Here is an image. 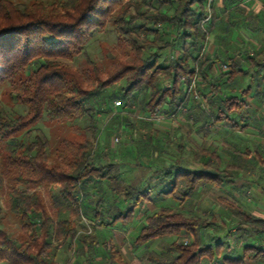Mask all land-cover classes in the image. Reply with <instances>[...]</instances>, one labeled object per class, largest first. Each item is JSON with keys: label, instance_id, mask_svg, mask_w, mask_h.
<instances>
[{"label": "trees", "instance_id": "trees-1", "mask_svg": "<svg viewBox=\"0 0 264 264\" xmlns=\"http://www.w3.org/2000/svg\"><path fill=\"white\" fill-rule=\"evenodd\" d=\"M130 1L66 0L49 8L37 2L18 5L11 0H0V87L13 84L21 74L24 75L26 78L19 88H13L12 96L29 108L26 115L14 118L0 111V140L8 141L9 152L8 168L0 171V190L8 196L7 210L17 219L21 229L20 235L13 237L0 227V264H55L50 260L53 244L73 240L77 229L71 227V220L56 221L53 210L70 212L80 219L84 214L83 199L79 198L82 189L93 181L106 178L107 170L112 167L109 165L102 169L94 166L87 151H93L94 147L88 143L83 148H75L79 159L70 165L71 172L64 167L50 168L48 141L44 137L38 135L31 143L19 140L44 113L52 120L70 121L92 116L95 109L87 106L89 100L125 80L120 93L115 95L123 108L132 105V98L137 93L145 92L150 96L145 103L147 111L153 117L171 118L183 113L187 102L191 103L190 96H194L192 102L198 100L203 115L201 119H195L202 122L201 129L208 124L239 129L241 123L247 121V113L242 114V110L247 111L249 107L243 98L254 91L253 86L250 84L239 96L228 94L222 87L233 83L237 77H245L250 69L253 71L252 83L257 77H264V49L244 58L225 51L220 61L228 64L229 69L218 77L212 73L217 61L205 56L204 51L208 31L216 33L219 47L220 43L226 44L230 40L227 38L230 16L235 10L240 12L239 9H244L245 0H223L225 10L222 11L217 7V0L212 4L209 0H150L151 4L142 2L134 6L131 14L114 16L120 7L124 9L131 4ZM210 8L211 19L204 24ZM241 14L245 17L244 22L249 19L243 12ZM260 15L262 13L258 14L256 26H260ZM111 21L141 63L119 62L106 78L97 67L92 77L65 63L73 61L93 35ZM167 26L176 30L175 38L159 45L157 39L162 35V28ZM161 53L163 57L171 54L167 65L161 64ZM219 67L217 65V69ZM256 88V91L261 89L259 85ZM170 143L169 139L163 147V179L169 183L163 185L159 195L174 196L182 205L198 196L204 185H220L233 178L226 169L209 173L206 170H187L179 165L165 168V158L169 154H179L170 148ZM178 146L177 151L184 150V146ZM231 168L235 169V166L231 165ZM108 181L115 192L132 202V207L118 214L116 220L123 218L127 222L133 218L141 202L149 200L152 195V191L143 192L123 186L118 176H108ZM41 188L46 192L51 188L58 189V198L54 199L51 207ZM179 189L182 190L178 194ZM221 201L232 209L237 207L226 198H221ZM238 210V231L253 229L258 233L264 232L263 218ZM97 214L95 218L98 220L100 215ZM0 215L3 224L2 208ZM206 224L202 218L187 217L183 212L164 207L147 217L137 244L141 246L157 238H175L185 233L195 237ZM220 247L221 244L217 245L214 253L212 245L201 247L197 239L187 245L175 240L170 245V250L176 254L172 259L150 256L149 261L152 264H202L204 259H208L209 264H245V259L258 262L264 257V247L246 245L242 257L227 258L223 263L218 260ZM111 253L114 263L126 264L118 250Z\"/></svg>", "mask_w": 264, "mask_h": 264}, {"label": "rangeland", "instance_id": "rangeland-1", "mask_svg": "<svg viewBox=\"0 0 264 264\" xmlns=\"http://www.w3.org/2000/svg\"><path fill=\"white\" fill-rule=\"evenodd\" d=\"M11 1L18 5L43 3L50 8L66 0ZM142 2L151 4L150 0H131L129 5L132 7L129 5L124 9L120 7L114 16L121 13H133V7L139 6ZM214 2V0H209V4ZM245 4L247 5V2ZM256 4H258L256 7L259 6L257 9L256 7L249 9L244 7V9H239L240 12L235 10L231 14V27L229 37L227 36L230 40L226 41L228 45L223 43L219 47L216 33L211 34L208 31L204 51L205 56L217 61L212 68L215 77L229 69L228 64L220 61L225 51L232 52L233 56L244 58L255 51L264 49V0H258ZM248 6L251 5L248 4ZM219 10L222 11V7ZM211 11L210 8L209 15L203 21L204 24L210 21ZM241 12L249 17L245 20L246 23ZM260 13H262L259 17L261 23L260 26H256ZM161 31L162 35L157 39L159 45L171 42L175 38L176 30L169 26L163 27ZM170 58L171 54L163 57L161 53V64L167 65ZM137 60L136 54L121 38L115 24L111 21L103 30L93 35L73 61H65V63L92 77L95 76L94 68L97 67L106 78L119 65V62L141 63ZM217 65L218 67L220 65L219 69ZM247 73L245 77H237L233 83L224 84L222 87L228 94L239 96L250 84L253 86L254 91L243 98L249 108L247 111L242 110V114L247 113V121L241 123L239 129L211 124L201 129L202 122L195 119H201L203 115L198 106V100L192 102L194 96H190L192 104L187 102L183 113L175 114L171 118L153 117L145 108V103L150 97L149 93L145 92L137 93L132 98V105L129 108H123V104H118L120 99L115 95L120 93L126 83L125 80L94 95L89 100L87 106L95 109L92 116L75 118L70 121L52 120L44 113L40 121L31 126L30 131L24 133L19 140L23 139L25 143H31L38 135L44 137L48 141L47 154L50 168L64 167L65 170L71 172L70 165L79 159L75 148H83L90 143L94 147L93 151H87L91 154L90 161L94 166L103 169L111 165L112 167L107 170V175L118 176L123 186H130L143 192L152 191L150 199L141 202L134 217L126 222L123 218L113 220L110 215L114 212V208L117 209L114 216L127 211L132 207V202L125 200L124 195L114 191L113 185L108 181V176L100 179L99 182L93 181L87 184L79 195V198L83 199L84 213L80 219H76L70 212L53 210L56 221L71 220V227L77 229V234L73 240L55 242L50 260L55 264H119L113 262L110 249L113 245L112 241L116 242V232L127 234V240L123 239L124 245L119 243L124 247L122 249L126 250L123 254L127 261L134 258L133 254L141 258L150 254L151 257L172 259L176 254L170 250V245L175 240L187 245L197 239L201 247L212 245L214 253L217 245L221 244L219 260L223 263L227 258L242 257L246 245L264 247L259 245V243H264V232L258 233L253 229L238 231L237 226L240 221L238 209L264 219V77L259 76L256 78V83H252L253 71L250 69ZM25 78L21 74L13 84L8 83L0 87V111L2 110L9 118L24 116L29 111L26 105L12 96L13 88H19ZM257 85L261 89L258 88L256 91ZM188 92L187 94H190ZM190 108L192 110H189ZM164 123L170 128L167 132H164ZM117 139L119 142H116ZM169 139L170 148L179 154H172L173 156L169 154L164 160L165 168L179 165L187 170H206L209 173H216L218 169H226L233 176L229 178L231 182L223 181L220 185H204L198 196L182 205L174 196L161 197L158 195L163 191V185L169 183L163 179V147ZM7 144L8 141L0 140L1 172L8 168ZM179 144L184 146V150L181 149L180 152L177 151ZM203 151H208V153H203ZM231 165L235 166V169H232ZM183 187L181 184L182 189ZM182 189H179L178 194ZM41 192L51 207L54 199L58 198V189L51 188L46 192L44 188H41ZM7 197L0 190V210L2 208L5 216L3 224L0 221V227L16 237L20 235L21 229L17 219L7 210ZM221 198H226L237 207L232 209L228 203L221 201ZM164 207L183 212L187 217L202 218L207 224L198 230L195 237L185 233L179 237H162L144 245H138L137 239L147 217ZM96 214L100 215L98 220L95 218ZM83 217L93 224L84 222ZM143 218L145 221L141 224L140 221ZM100 222H105L106 225H98ZM214 238L218 239L213 240ZM202 264H209V260L204 259ZM255 264H264V257Z\"/></svg>", "mask_w": 264, "mask_h": 264}, {"label": "crops", "instance_id": "crops-1", "mask_svg": "<svg viewBox=\"0 0 264 264\" xmlns=\"http://www.w3.org/2000/svg\"><path fill=\"white\" fill-rule=\"evenodd\" d=\"M249 1V2H248ZM247 2V5L245 4ZM258 2V0H246L245 1V3H244V7L245 8H253V7H256V5H258V4H256ZM248 4H250L251 6H248ZM220 5V6H219ZM255 5V6H254ZM217 7L218 8H220V7H222V9L223 10H225L224 9V3H223V0H218L217 1ZM259 7V6H258ZM258 7H256V9L258 8ZM227 18H229V15H228V13L226 14V19ZM220 44H223V43H220ZM218 46H219V42H218ZM221 47H223V46H221ZM218 48V47H217ZM224 49V48H223ZM219 51V50H218ZM165 124V123H164ZM220 126V125H219ZM165 129H164V132H167V131H169L170 130V128H168L167 127V125L165 124L164 126H163ZM172 127V126H171ZM173 129V128H172ZM177 130H178V128H177ZM159 195V194H158ZM161 197L163 196V195H160ZM143 205V204H142ZM142 208H143V206H142ZM151 208H155V207H153V206H151ZM117 209L116 208H114V212H111L112 213V215H110L111 216V218L114 220L115 218H116V216H114V215H116V211ZM151 211H153V210H151ZM143 221H145V219L143 218L140 222H141V224H143L142 222ZM102 222H100V224H101ZM101 226H103V225H101ZM129 231H130V228H129ZM116 242H113L112 241V248H110L112 251H114V250H118V252H119V254L121 255V257L123 258V261L126 263V264H151V262L149 261V257L151 256L150 254L149 255H146L145 257H139L138 255H136V254H133V259L132 260H129V261H127L126 259H125V255L123 254L126 250H124V249H122V248H124V247H122L120 244H122V245H124V242H123V239L126 241L127 240V234H125L124 232H116ZM258 237V236H257ZM89 242V241H88ZM92 242H95V241H92ZM120 243V244H119ZM84 245H86V244H84ZM105 247H106V249H107V251H109V247L107 246V244L105 243ZM259 245L260 246H264V243L262 244H260L259 243ZM160 248V247H159ZM85 249H87V246H85ZM133 250V252H134V249H132ZM161 250V249H160ZM112 254V253H111ZM161 254H163L162 253V250H161ZM244 255V254H243ZM160 256H162V255H160ZM221 258V256L219 257V259ZM218 259V260H219ZM220 261V260H219ZM249 262V264H251V263H253V264H255L256 263V261H249V260H246L245 259V262Z\"/></svg>", "mask_w": 264, "mask_h": 264}, {"label": "built area", "instance_id": "built-area-1", "mask_svg": "<svg viewBox=\"0 0 264 264\" xmlns=\"http://www.w3.org/2000/svg\"><path fill=\"white\" fill-rule=\"evenodd\" d=\"M118 104H120V102H118ZM116 142H119V140L117 139ZM83 220H84V222H87V219L84 218V217H83ZM87 223H89L90 225L93 224L91 221L90 222H87Z\"/></svg>", "mask_w": 264, "mask_h": 264}]
</instances>
